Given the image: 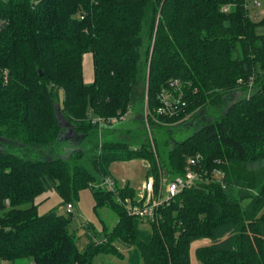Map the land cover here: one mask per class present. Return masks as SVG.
Instances as JSON below:
<instances>
[{
    "label": "trees",
    "instance_id": "1",
    "mask_svg": "<svg viewBox=\"0 0 264 264\" xmlns=\"http://www.w3.org/2000/svg\"><path fill=\"white\" fill-rule=\"evenodd\" d=\"M253 1L0 0L5 264H192V243L202 238L211 244L197 248L200 264H264V17L253 14ZM176 82L184 103L158 114L162 91ZM131 112V123L91 119ZM188 127L190 135L175 137ZM190 157L204 181L181 191L149 228L116 192L91 185L115 161L141 158L158 181L183 175ZM47 182L67 204L91 188L95 210L110 206L117 223L80 249L72 213H39ZM119 193L138 192L128 184Z\"/></svg>",
    "mask_w": 264,
    "mask_h": 264
},
{
    "label": "rangeland",
    "instance_id": "2",
    "mask_svg": "<svg viewBox=\"0 0 264 264\" xmlns=\"http://www.w3.org/2000/svg\"><path fill=\"white\" fill-rule=\"evenodd\" d=\"M259 3V7L252 5L254 9L251 7V11L253 14H258L257 18H262L264 17V0H259ZM255 10H257V12L254 13ZM91 55L92 54L90 53L85 55L86 62L87 60H90ZM86 69V74H88L89 65H87ZM91 69L93 72V66H91ZM62 94L63 92L61 91V95ZM131 119L132 112L128 115L126 120H128V123H131ZM192 131L193 130L190 127L182 129L181 131H177L175 133V137L178 139L185 138L190 135ZM160 139L163 140V138ZM147 170V162L141 158H135L129 161H115L109 166L108 174L98 175L96 184H100V188L106 189L107 185L104 183V181L105 177L109 176L113 182H117L119 186H124L130 183L136 189H140L142 187L143 181L146 179ZM53 185L54 184L52 182H47L45 192L36 199L39 213L43 215L51 210H56L60 214L65 215H70L72 213L69 229L70 232L75 233L76 237L79 239L78 244L80 249H84L87 246L90 241V236L96 240H101L104 236V231L106 229L111 230L117 223V214L110 206L104 205L98 207V209L95 210V199L91 188H84L79 192L78 197H73V209L70 213L66 207L67 203L63 202L62 197L56 191ZM142 226L149 228L150 224L147 220H145L142 222ZM209 244H211V240L209 238L198 239L192 243L190 250L192 264H200L196 256L197 248ZM120 247L125 253H127L128 249L126 247L122 245H120ZM102 260L121 263V260L111 256H100L96 258V262ZM0 264H4V260L0 259ZM16 264H33V262L30 259H24L17 262Z\"/></svg>",
    "mask_w": 264,
    "mask_h": 264
},
{
    "label": "built area",
    "instance_id": "3",
    "mask_svg": "<svg viewBox=\"0 0 264 264\" xmlns=\"http://www.w3.org/2000/svg\"><path fill=\"white\" fill-rule=\"evenodd\" d=\"M253 4L255 7L260 6L259 0L253 1ZM228 9L229 7L224 8L225 11H229ZM251 84H253V79L251 80ZM170 85L173 87L174 91L171 92L168 89L162 91L160 95V105L156 109L158 114H173L174 112L178 111L179 105L184 103L182 102L183 98L181 97L182 92L180 90L179 83H171ZM144 112L147 126L150 130V137L154 145L153 134L148 123L150 110L147 105ZM128 115L129 114L122 115L120 118H102L93 115L91 119L93 123H98L100 126H112L118 122H125ZM147 166H149L148 163ZM217 173L222 175L221 171L219 170H217ZM203 181L204 180L200 170L199 161L197 158L190 157L186 164L183 175L172 178L166 177L165 173H161L158 181L154 175L146 176L142 187L137 189V196L134 197L122 196V194L119 193L120 189L124 188L130 183L124 186H119L117 182H113L109 176L105 177L104 183L107 185V190L116 192V200L125 207L130 215L137 216L142 219V221L147 220L150 224V222L157 223L161 220V210L165 206L169 205L171 201L181 193V191H183L185 188L201 184ZM91 185L100 188V184H96V182H92ZM66 207L68 212L71 213L73 209V203H68Z\"/></svg>",
    "mask_w": 264,
    "mask_h": 264
},
{
    "label": "crops",
    "instance_id": "4",
    "mask_svg": "<svg viewBox=\"0 0 264 264\" xmlns=\"http://www.w3.org/2000/svg\"><path fill=\"white\" fill-rule=\"evenodd\" d=\"M87 65H89V72H88V74H86V70H87L86 67H87ZM91 66H93V58H92V55H91L90 60H87V62L85 61V56H84V74H85V81L87 83H90V82H92L94 80V69H93V72H92ZM132 187H134V186H132Z\"/></svg>",
    "mask_w": 264,
    "mask_h": 264
},
{
    "label": "water",
    "instance_id": "5",
    "mask_svg": "<svg viewBox=\"0 0 264 264\" xmlns=\"http://www.w3.org/2000/svg\"><path fill=\"white\" fill-rule=\"evenodd\" d=\"M56 111H57V115H58V118H59V124L61 125V126H64V127H67L68 128V133L72 130L71 128H70V125H71V123L70 122H68L66 119H65V117L62 115V112L60 111V108L57 106V108H56ZM73 136V134L71 135V137ZM70 136H68L67 135V138L69 139V138H71Z\"/></svg>",
    "mask_w": 264,
    "mask_h": 264
}]
</instances>
